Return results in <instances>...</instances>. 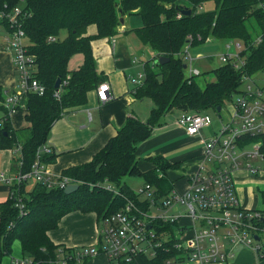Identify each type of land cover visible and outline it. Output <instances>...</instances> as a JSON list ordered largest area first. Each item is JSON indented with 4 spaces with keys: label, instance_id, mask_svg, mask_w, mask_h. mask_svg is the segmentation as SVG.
Masks as SVG:
<instances>
[{
    "label": "trees",
    "instance_id": "1",
    "mask_svg": "<svg viewBox=\"0 0 264 264\" xmlns=\"http://www.w3.org/2000/svg\"><path fill=\"white\" fill-rule=\"evenodd\" d=\"M204 2L0 0V7L18 6L27 14L22 21L27 52L34 60V77L45 87L43 95H26L24 118L27 126L22 131L11 129L8 121L0 130V149L18 148L14 158L18 156L17 165L23 172L31 169L37 150L46 145L55 121L65 111L85 105L88 94L105 81L106 77L97 70L93 56L91 42L94 39L116 36L122 26L120 20L125 16H136L141 25L131 31L154 52L153 58L144 62L143 83L135 91L136 98L148 99L153 104L147 121L128 117L89 162L64 170L62 175L76 181V191L65 194L63 189L34 181L27 190L29 180L12 185L15 190L18 187L25 214L20 215L13 199L0 203V264L4 256L11 255L15 241L19 242L23 258L32 259L37 264H51L58 245L49 240L47 232L57 227L62 216L79 210L94 212L100 221L123 206L124 200L106 190L104 184L133 197L124 179L142 176L166 194L170 190L169 181L166 177L158 178V172L164 176L171 165L155 157L150 159L154 167L143 172L138 166V144L148 139L154 127L160 126L163 117L170 113L207 114L212 111L220 116L226 103L235 106L237 97L245 89L240 90L245 78L264 70V0H213L211 10L202 9ZM184 8L191 12L182 14ZM177 13L181 14L180 18L176 17ZM90 26L95 27L94 34H87ZM62 33H65L64 37ZM49 37L55 39L50 41ZM208 38L241 42L243 48L239 58L244 64L235 67L228 61L219 65L212 70L214 80L201 87L196 80L201 71L199 75L187 76L183 68L186 62L180 54L184 53L186 43L200 45ZM76 54L83 56V62L70 70L69 60ZM158 56L169 60L157 63ZM57 79L61 85L59 99L54 96ZM3 94L0 88V103ZM217 107H220L219 112ZM24 131L26 136L20 139ZM240 139L241 145L259 143L264 163V132L246 134ZM49 148L50 152L40 154V161L44 164L54 160V151ZM155 254V258L142 255L137 260L139 264H166L165 261L172 258L175 251L169 242L162 248H155Z\"/></svg>",
    "mask_w": 264,
    "mask_h": 264
},
{
    "label": "built area",
    "instance_id": "2",
    "mask_svg": "<svg viewBox=\"0 0 264 264\" xmlns=\"http://www.w3.org/2000/svg\"><path fill=\"white\" fill-rule=\"evenodd\" d=\"M27 14L18 6L0 7V27L3 33V48L11 53L12 63L18 73L19 89L5 93L2 101L4 111L0 119V130L10 116L25 109L24 96L29 93L43 95L45 87L34 77L33 57L28 54L22 21ZM181 14L177 13V18ZM54 37H49L53 41ZM259 42V39L256 40ZM226 49L219 59L222 63L231 61L234 66L243 65L239 52L243 48L237 40L225 43ZM185 60L190 62L189 54ZM237 60V61H235ZM189 75H199L198 69ZM144 75L133 78L139 87ZM249 79V78H245ZM109 86L101 83L97 88L98 99L106 100ZM60 88L54 96L60 98ZM176 124L185 134L194 137L211 126L208 114L180 113ZM264 132V87L254 82L246 85L227 123H221L217 131L205 139L201 161L197 169L185 176V189H170L162 194L155 186L145 182L132 190L133 197L122 194L110 184L104 188L124 200L123 206L100 221L99 243L94 246L68 248L58 246L51 264H84L87 259L99 253L105 255L109 264H139L137 258L146 255L155 258V248H162L171 242L175 255L165 261L176 264H227L236 247H245L258 255L264 253V213L241 208L235 195L232 179L234 170L244 167L252 174L260 168L252 166L250 160L262 159L259 143L240 144L246 134ZM250 149H244L246 146ZM18 149V148H17ZM50 152L47 145L37 150L36 158L29 171L18 170L14 175L0 174V180L12 185H20L27 180L45 184L50 188L65 189L69 184H77L74 179L59 175L53 177L46 164L40 161L41 153ZM20 165V162H19ZM158 177L163 174L158 172ZM9 198L14 200L20 215H24V203L18 194V187L11 188ZM183 206L184 211H178ZM169 226V227H168ZM168 227V228H167ZM169 251L168 248H165ZM10 264H37L32 259L13 258Z\"/></svg>",
    "mask_w": 264,
    "mask_h": 264
},
{
    "label": "crops",
    "instance_id": "3",
    "mask_svg": "<svg viewBox=\"0 0 264 264\" xmlns=\"http://www.w3.org/2000/svg\"><path fill=\"white\" fill-rule=\"evenodd\" d=\"M125 23L116 36L94 39L91 42L97 70L104 73L106 77L104 82L109 86L108 95L106 100L101 101L98 99L97 90H94L88 94L85 105L67 110L55 121L46 141V145L51 147L55 154L54 160L46 164L47 170L53 177L62 175V172L68 168L89 162L124 125L128 117H136L142 122L148 119L153 104L150 100L147 101L148 99L135 97L138 87L133 83V78L135 79L142 72L140 68L143 70L144 53L148 56L147 60H151L154 52L143 45L131 31L141 25L140 19L131 16ZM94 33L95 27L90 26L87 34ZM194 57L198 60L201 58L197 55ZM82 62L83 56L76 54L69 60L68 68L74 70ZM211 63L212 69L220 65L216 61ZM0 88L3 93L19 89L11 53L4 50L2 45H0ZM0 111L3 112L0 115L3 118L4 111L3 109ZM23 111L20 110L8 120L9 127L14 131L27 126ZM165 117L166 115L160 126L154 127L152 135L138 144L136 149L138 166L143 172L151 170L154 165H151L150 159L160 157L171 165L163 176L169 181V188L183 191L185 176L197 169L201 161L204 141L214 131L211 130V135L206 136V130L203 129L199 135L190 137L185 134L182 127L176 125V119L166 122ZM15 150H17L15 147L0 149V174L11 176L18 170V156L14 158ZM258 160L264 166L263 160ZM245 170L242 166L232 173L237 200L243 209L264 213V171L260 174H247ZM181 171H188V174H182ZM29 181L27 190L33 184V180ZM249 182L255 183V186L249 185ZM10 188V184L0 180V203L9 199ZM99 229L100 221L94 212L75 210L62 216L57 227L48 231L47 236L54 245L58 246L68 248L94 246L100 240ZM250 250L236 247L233 257L227 261V264H264L262 255ZM237 251L239 254L235 255ZM21 257L20 251V256L17 258ZM13 258L10 257L8 264ZM84 264L109 263L105 255L99 253L87 259Z\"/></svg>",
    "mask_w": 264,
    "mask_h": 264
},
{
    "label": "rangeland",
    "instance_id": "4",
    "mask_svg": "<svg viewBox=\"0 0 264 264\" xmlns=\"http://www.w3.org/2000/svg\"><path fill=\"white\" fill-rule=\"evenodd\" d=\"M213 7H214L213 0H205L204 4L202 5V9L203 10H211V9H213ZM129 18L130 17L125 16L123 18L124 23ZM124 23H122V26H124ZM122 26L119 27V29H118L119 31H120ZM3 33H5V29H4L3 26H1L0 27V45H2V46H3V40H2ZM61 36L64 37L65 33H62ZM227 41L228 40L223 41V40H215V39L208 38L200 45H193V44L191 45L189 42L186 43L185 46H184L185 47L184 53L180 54V56H182L184 60H185V55L186 54H189V56L191 57V61L190 62L185 60L186 68H184V70H185V73L187 74V76H190L189 72L190 73L193 72L194 69L196 68V69H198V71H201V75L199 77H196V80H197V82L199 83V85L201 87L204 86V84L206 82L214 80V74L212 72V70H213L212 66L213 65H211L212 64L211 61H216L217 64H220V65L223 64L221 62V60L219 59V57L222 54L227 53L228 50H230V49L233 50L234 49L233 47H231L229 49H226L225 43ZM147 47L149 48V46H147ZM195 47H197V48L193 49ZM195 55L200 56L201 58H199V60H198V58L194 57ZM147 59H148V56H147V54L144 53L143 60L146 61ZM214 65H215V63H214ZM143 70H142V68H140V71H142L140 73L141 75H144L143 74V72H144ZM16 75H17V78H19L17 72H16ZM138 76H139V74H138ZM138 76L136 78H138ZM253 82H254L255 86L257 85V87H259V88L264 87V70L259 71L256 74H254L252 77H250L249 79L244 80L242 85L240 86V90H243L246 87L247 84H250V83L252 84ZM60 87H61V85H60ZM12 92H14V91H12ZM5 93H10V92H5ZM2 101L0 103L1 106H2ZM25 101H26V96H24V102ZM147 101H149V100H147ZM232 109H233L232 104L228 102V103H226L224 105L222 111L220 112V116L216 115L212 111L207 113L209 115L210 119H211V127H210L211 129H206L205 128L203 130V131L206 130V134L205 135L206 136H210L211 135V130H212V132L213 131H217L218 128L221 126L222 122L223 123H227L230 120V114L232 112ZM23 112L25 114V110ZM2 113L3 112L0 111V115H2ZM172 115H174V116H172ZM172 115L171 114L166 115V117H165L166 122H167V120L173 121V119L175 121V119H177L179 113L173 112ZM1 117L2 116H0V118ZM11 117L12 116H10L9 118H11ZM23 129L24 128H22L21 131ZM25 136H26V131L22 132V135H21V137L19 136V138L20 139H22V138L24 139ZM244 149L248 150V149H250V146L248 145V146L244 147ZM250 163H251L252 166H258L260 168V170H258L257 173L260 174L261 172L264 171V169H263L264 166H263L262 162H260L258 159L250 160ZM245 171H246L247 174H251L248 170H245ZM187 172L188 171H181L182 174H188ZM29 182H32V181H29ZM124 182H126V184L130 185L132 190H136L137 188H139V187L144 185L145 180H144V178L142 176H134V177L127 176V177H125ZM249 185H254L255 186V183L249 182ZM238 187L239 186H237V188ZM167 193H170V190L167 191ZM184 210H185V208L183 206H178V211H184ZM238 254H239V252L237 251L235 253V255H238ZM12 256L14 258H17V257L20 256V246H19V243L17 241H15L13 243V245H12L11 255L4 256L2 264H8L9 260H10V257H12ZM171 264H176V263L172 262Z\"/></svg>",
    "mask_w": 264,
    "mask_h": 264
},
{
    "label": "water",
    "instance_id": "5",
    "mask_svg": "<svg viewBox=\"0 0 264 264\" xmlns=\"http://www.w3.org/2000/svg\"><path fill=\"white\" fill-rule=\"evenodd\" d=\"M190 9L189 8H184L181 10V13L184 15H188L190 13ZM121 23H123V19L120 20ZM169 60V58L163 57V56H158L156 57V61L157 63L163 64L165 62H167ZM183 68H186V64H183ZM54 88L56 90H59L60 88V80L57 79L55 84H54ZM217 111H220V107H217ZM78 189V185L77 184H69L68 186H66V188L64 189V193L65 194H71L74 191H76Z\"/></svg>",
    "mask_w": 264,
    "mask_h": 264
}]
</instances>
